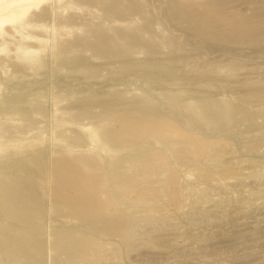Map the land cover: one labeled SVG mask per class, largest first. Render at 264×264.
Masks as SVG:
<instances>
[{"label": "rangeland", "instance_id": "1", "mask_svg": "<svg viewBox=\"0 0 264 264\" xmlns=\"http://www.w3.org/2000/svg\"><path fill=\"white\" fill-rule=\"evenodd\" d=\"M114 1L0 0V264H264V0Z\"/></svg>", "mask_w": 264, "mask_h": 264}, {"label": "bare ground", "instance_id": "2", "mask_svg": "<svg viewBox=\"0 0 264 264\" xmlns=\"http://www.w3.org/2000/svg\"><path fill=\"white\" fill-rule=\"evenodd\" d=\"M73 1V0H72ZM114 1V0H113ZM120 0H115V3H118ZM186 4H191V0H184ZM109 2V1H108ZM192 8H194L195 5L191 4ZM254 7H256L257 9H252ZM249 7V6H248ZM250 8V7H249ZM252 10L248 9L247 12L248 13H242L241 15L238 16H234L231 13H229L225 8L221 7L219 8L218 12H217V16L218 18H224L226 20H232V21H237L240 23H245V22H253L256 19L257 13L259 12L258 9H260L258 6L252 5ZM106 14L109 13V11L111 10V8H109V6H106ZM104 7L101 6L99 10V12H97V10L94 8L92 11L94 12L93 16L91 14V16L85 19L86 21L81 22V24H79V26L82 28L86 27L84 25H89L92 28H100L102 26H104L106 24V22H108V18L110 17V15H105L104 17H102V12L105 10ZM66 19V18H65ZM88 19V20H87ZM65 22V21H64ZM73 32V31H72ZM93 36V34H92ZM82 36L80 34H78L76 36V38H81ZM96 39H100L102 36L98 35V33L95 31V35L93 36Z\"/></svg>", "mask_w": 264, "mask_h": 264}]
</instances>
